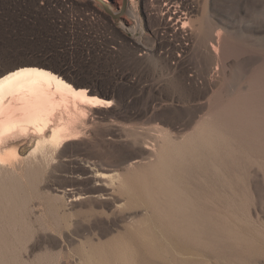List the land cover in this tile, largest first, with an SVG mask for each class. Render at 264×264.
Masks as SVG:
<instances>
[{
    "label": "rangeland",
    "instance_id": "rangeland-1",
    "mask_svg": "<svg viewBox=\"0 0 264 264\" xmlns=\"http://www.w3.org/2000/svg\"><path fill=\"white\" fill-rule=\"evenodd\" d=\"M100 1L112 15L122 6ZM157 1L128 0L115 18L97 0H0V73L35 61L112 102L109 109L81 106L79 133L54 156L29 157L35 144H19L20 175L12 182L28 198L14 206L12 250L24 259L74 256L121 233L132 222L118 217V181L102 175L150 168L164 137L181 142L205 121L206 138L230 160L231 189L245 195L230 204L236 229L246 228L240 235L252 242L248 262L264 264V179L260 199L248 182L264 164V32L245 22L242 0H185L189 27L175 35L160 21ZM243 8L264 11V0H243ZM196 146L193 156L207 152ZM208 180L205 187H217ZM70 195L82 198L69 202Z\"/></svg>",
    "mask_w": 264,
    "mask_h": 264
},
{
    "label": "bare ground",
    "instance_id": "bare-ground-1",
    "mask_svg": "<svg viewBox=\"0 0 264 264\" xmlns=\"http://www.w3.org/2000/svg\"><path fill=\"white\" fill-rule=\"evenodd\" d=\"M157 5L159 19L170 32H187L189 9L185 0H158ZM80 86L70 85L35 61H21L0 73V264H72L74 256L75 264H251L252 242L240 235L246 228L236 229V211L230 204L235 197L245 195L231 189V175L226 169L230 160L219 156L206 138L205 121L198 122L181 142H167L161 137L160 159L150 168H133L138 162L134 161L129 166L133 169H126L125 174L102 175L118 181L116 192L123 200L115 206L118 217L132 222L121 233L74 256L42 253L29 260L13 252L14 206L28 198L12 182L22 161L19 144H35L29 157L54 156L79 133L75 125L79 113L85 114L81 106L93 110L112 105L111 101L88 95ZM196 143L207 152L193 156L199 152ZM178 153L188 157L178 160ZM259 170L251 172L248 182L254 197L260 199L263 163ZM23 178L21 174L20 185ZM197 178L200 184H195ZM209 178L217 187H205ZM105 188L107 191L109 186ZM81 198L70 195L69 202Z\"/></svg>",
    "mask_w": 264,
    "mask_h": 264
},
{
    "label": "snow or ice",
    "instance_id": "snow-or-ice-1",
    "mask_svg": "<svg viewBox=\"0 0 264 264\" xmlns=\"http://www.w3.org/2000/svg\"><path fill=\"white\" fill-rule=\"evenodd\" d=\"M241 16L244 17L246 23H252L254 26H259V29L264 32V11H261L259 8H257L253 12H245L242 0Z\"/></svg>",
    "mask_w": 264,
    "mask_h": 264
},
{
    "label": "water",
    "instance_id": "water-1",
    "mask_svg": "<svg viewBox=\"0 0 264 264\" xmlns=\"http://www.w3.org/2000/svg\"><path fill=\"white\" fill-rule=\"evenodd\" d=\"M97 1L100 2V3H99L100 6H101L106 12H108L110 15H112L111 12L109 11V8L107 7V5H105L104 3H102L100 0H97ZM127 2H128V0H122V6H121V9L118 11V14H117V15H112V16H114L115 18H118V17H120V15L124 14L125 11H126V8H127Z\"/></svg>",
    "mask_w": 264,
    "mask_h": 264
}]
</instances>
